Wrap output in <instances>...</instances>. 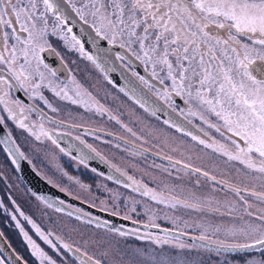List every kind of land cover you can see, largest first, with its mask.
Masks as SVG:
<instances>
[{"label": "snow or ice", "instance_id": "snow-or-ice-1", "mask_svg": "<svg viewBox=\"0 0 264 264\" xmlns=\"http://www.w3.org/2000/svg\"><path fill=\"white\" fill-rule=\"evenodd\" d=\"M78 22L80 35L73 31ZM86 41L93 51L86 50ZM54 42H62L69 52L90 61L106 79L116 70V61L129 68L131 59L139 61L151 79L135 71L132 75L149 92L173 112L178 108L175 98L185 106L179 108L184 122L164 123L223 160L235 170L239 182L217 180L208 171L171 156L162 157L167 165L155 167L172 181L154 186L113 166L119 176L108 178L141 199L132 197L129 201L117 193L110 214L136 226H116L75 208L67 216L95 230L87 237L81 235V242L75 243L55 231L45 232L17 207L54 254L37 244L17 221L38 264H264V208L253 211L247 198L254 197L264 205V0H0V106L7 113L0 116V124L11 120L37 141L45 137L57 144L44 121L63 122L48 117L39 106L42 103L53 113L59 111L46 92L87 111L108 113L113 120L117 117L71 74ZM114 48L123 51L114 52ZM45 53L57 57L62 68L46 63ZM61 71L67 72L63 79ZM130 92L145 111L155 114L158 109L136 95L135 88ZM16 93H23L31 103ZM32 112L39 115V123L28 122ZM8 142L0 139V143ZM87 147L91 149V145ZM5 150L12 154L11 149ZM147 152L143 149L132 154L144 156ZM172 170L197 177L196 188L200 187V176L211 181L212 194L204 196L187 189L177 183L183 176L173 175ZM220 191L230 193L235 201L216 199L214 194ZM121 204L128 210L123 216L117 211ZM48 207L64 211L53 203ZM138 207L147 217L142 225L128 214L140 216ZM162 209L168 211L161 216ZM180 210L205 219L189 224L182 216L169 214ZM216 216L227 217V222H215ZM160 220L168 221L171 227ZM190 228L197 234L190 236ZM21 260L16 257V261ZM0 264L7 262L0 258ZM23 264L29 262L24 260Z\"/></svg>", "mask_w": 264, "mask_h": 264}, {"label": "rangeland", "instance_id": "rangeland-1", "mask_svg": "<svg viewBox=\"0 0 264 264\" xmlns=\"http://www.w3.org/2000/svg\"><path fill=\"white\" fill-rule=\"evenodd\" d=\"M75 59V64L78 66L75 73L76 79L80 82L82 77H87V80L91 82V86H89L93 93L95 95L97 94L99 97L102 96L105 98L103 101L104 106L107 107L111 114L117 117V120L120 122L118 123L117 120L110 119L107 114H97L94 109L92 111H87L79 105H72L65 101L58 102L57 98L46 93L50 100L58 105L59 113L67 115V117L70 116L73 121L77 122V125H90L95 128L103 127L157 153L191 163L196 167L208 171L211 175H215L217 180H227L229 183L239 182L235 170L226 165L223 160L209 155V152L206 150H201V147L196 145V143L185 141V139L181 137V134L175 130L173 131L165 123L160 121V119H157L153 114L145 111V109L140 108L129 98L122 96L112 85L107 86L104 82L102 83L92 70L91 73L90 67L81 63L82 59H80L79 56ZM86 86L88 88V83H86ZM123 125H126L127 128H131L136 135L133 136L132 133L128 132L127 129L123 127ZM77 135H80L87 145H91V148L95 149V153L107 160L112 166L119 168L122 172L128 173V175L134 176L138 180H143L150 186L159 184L161 181H172V178L167 177L162 169L155 167V165L158 164L167 165L168 163L161 162L148 155H133L132 153L134 151L137 153L140 151L130 149L110 138L96 134L82 135L77 133ZM167 139L170 141H167ZM23 142L25 155H27L29 159H32L33 165L37 167L45 177L53 181L66 192L75 195L91 205L100 209L106 208L110 211L113 207L114 195L117 193L120 194L121 197L128 198L129 201L132 197H135L137 200L141 199L137 194L131 193L129 189H125L121 184H117L107 176L94 171L88 167V165L72 158L65 152H62L49 144L45 137H42L40 141H35L33 138L25 135ZM117 145H119V147H117ZM173 149H175V151H173ZM199 150L203 151L205 155L207 153L209 158L204 155L200 156ZM189 157H191L190 160L188 159ZM172 171L173 175L179 174L183 176V180L177 181V183H180L187 189L195 190L204 196L212 194L211 181L200 176L198 177L200 180V187L196 188L194 181L197 177H189L184 173H176L175 170ZM69 177L72 179H69ZM77 181H79V183H77ZM81 185L87 187H81ZM0 187L6 191L7 194L13 195L12 197L16 200V204L19 201L21 202V204L18 203L21 208L20 211L24 214H31L28 217L32 220H34L33 215L40 218L42 217L39 220V224H41V220L45 221L47 224L43 227L50 226V231H55V233L59 235H66L74 228L79 229V231H72L70 235L72 242L80 243L81 235L87 237L90 233H94L95 231L94 229L86 228L79 222L76 225H73L67 221L68 219L65 220V218H63L62 220L56 215L50 213L46 214L36 204L34 205L29 197L25 196L21 187L18 185L14 174L11 173V170L7 166L5 156L1 149ZM257 190H259L258 186ZM214 195L215 198L219 200L228 199L235 201L236 199L230 193H226V191H220ZM247 198L253 203V211L257 208H264V205H260L255 201L254 197ZM117 211L123 216L128 210L121 204L117 208ZM138 211L141 212L140 216L131 213L128 214L132 216L133 220L140 223H146L147 217L142 214L143 209L138 207ZM164 211L168 210L162 209L161 216ZM169 214L180 215L184 220H187L189 224H195L201 222L202 219H205L201 214L187 212L186 210H180L178 213ZM47 218H51L50 223H48ZM207 218L213 219L211 216ZM227 219V217L220 216L214 218L217 223L227 222ZM159 222L164 226L171 227L168 221L160 220ZM35 223L37 222L35 221ZM2 227L4 230H8L9 234L12 235V231L8 229L7 225H2ZM188 231L191 235L197 234L191 228L188 229ZM28 235L35 240L37 244L44 248L45 251L49 252L50 255H54L49 246L44 244L39 236L31 231V229H28ZM205 258L207 259L206 254ZM237 259H239V256Z\"/></svg>", "mask_w": 264, "mask_h": 264}, {"label": "flooded vegetation", "instance_id": "flooded-vegetation-1", "mask_svg": "<svg viewBox=\"0 0 264 264\" xmlns=\"http://www.w3.org/2000/svg\"><path fill=\"white\" fill-rule=\"evenodd\" d=\"M54 46L56 47L57 51H59L61 53V55L63 56L64 58V63L67 65V68L71 70V74L75 76V73H76V70H77V65L75 64V58L77 56H79L80 59H82V62L83 64L87 65L88 67H90V71L92 70L95 75L100 79V81L103 83H105L107 86L109 85H112L119 93H121L122 96L124 97H127L129 98L132 102H134L136 105H138L140 108L144 109L143 107H141V105L132 97H130L129 95H127L124 91L121 90L120 87H118L117 85H115L114 83H109V78H105V74L98 68H96L90 61L84 59L83 57H81L78 53H75V52H69L67 49H65L63 47V44L62 42H54ZM87 50V49H86ZM45 61L46 63H48L51 67L53 68H56V69H61L62 68V65L60 64V61L57 57H55L54 55L50 54V53H45ZM87 63H85V62ZM122 63V62H121ZM53 64H56L55 67L52 66ZM131 72L135 71V69L131 66L130 68L127 67ZM133 68V69H132ZM91 71V73H92ZM96 71V72H95ZM136 72V71H135ZM138 73V72H137ZM67 75V72L66 71H61L60 72V76L61 78L63 79L65 76ZM141 75V74H140ZM136 77V76H135ZM137 78V77H136ZM139 81V80H138ZM80 82L82 83V85L88 89V91H90L92 93V95L94 97H96L97 100L100 101L101 104L104 105L103 101H104V97H99L97 94L95 95L93 93V91L91 90V82L87 80V77H82L80 79ZM140 82V81H139ZM86 83H88V88L86 86ZM90 85V86H89ZM145 86V85H144ZM146 87V86H145ZM47 94H51L50 92H46ZM15 95H19L21 98H24L23 97V93H16ZM52 95V94H51ZM25 99V102L26 103H31L30 101H27L26 98ZM57 101L59 102L58 98H57ZM163 101V100H162ZM65 102H68V101H65ZM64 102V103H65ZM164 102V101H163ZM53 103V102H52ZM54 106L58 107L57 104L53 103ZM177 104V103H176ZM178 105V108H177V113L179 114V108H183L185 107L183 102H182V106L177 104ZM40 107L43 108L44 112L47 114L48 117H51L53 120L55 121H62L63 123L62 124H54V123H51L49 122L48 120H45L44 121V124H45V128L46 129H50L51 130V135L53 136L54 139L57 140V144H54L52 142V140H48V143L53 145L54 147H56L57 149L61 150L62 146L60 143L63 142V140H66V142L68 144H70L72 142V145H75L77 147L78 144V141L81 142V140L84 142L83 144L85 146H88L84 139L80 136V135H77V133H80L82 135H86V134H96V135H100V136H103V137H106V138H110L116 142H119L120 144H123L125 146H127L128 148L130 149H134V150H137V151H141L143 149H147L153 153H149L147 152L145 155H148L156 160H159L161 162H164V163H168L166 160H163L162 157H164L165 155L163 154H160L159 155H154L155 151L149 149V148H146L144 146H141L139 144H137L136 142H133L131 141L130 139H127L119 134H116L114 132H111L110 130H107L103 127H93V126H84L83 124H80V125H77V122L73 121L70 116L67 117V115H62L61 113L59 112H56V113H53L51 112L46 106H44L42 103H40L39 105ZM105 107V106H104ZM83 108V107H82ZM107 109V107H105ZM85 110V109H84ZM150 112V111H148ZM152 114V112H150ZM104 114H107L108 113H104ZM0 116H7V113L3 112L2 111V106H0ZM154 116L157 118V119H160V121H162L164 123V120H162L161 118H159L157 115L154 114ZM183 117V116H182ZM72 120V121H71ZM37 122L39 123L40 122V117L39 115L36 113V112H32L30 114V119H29V123L31 122ZM76 123V124H74ZM73 125L75 126H80V127H89V128H93V129H98V130H102V131H106L109 134H106V133H100V132H96V131H91V130H84V129H78V128H74ZM168 127H170L168 124H166ZM2 126L4 127V129L6 130V132L8 133V135L10 134V137L11 139L14 141V145L16 146V148L18 149L19 153L23 154L21 155L30 165V167L39 175L41 176L45 181H47L51 186L55 187L57 190L59 191H53V190H47L45 188H43V190L45 191V194H44V200H39L37 199V195L31 190V188L27 185V183L24 181L23 178H21V176L19 175V172H18V168H17V164L16 163H13L14 161V158L12 157V155H9V152L6 151L5 147L0 143V149L2 151V153L4 154L5 156V160H6V163H7V166L8 168L11 170V173L14 174L15 176V179L17 180L18 182V185L21 187V190L24 192L25 196L29 197L30 201L35 205H37L41 210H43L46 214H53V215H56L58 218L62 219L65 218V220L69 221L70 223H72L73 225H76L78 222L75 220V217H68L67 216V212L68 211H74L75 208H78V206L76 205V203L72 200V198H75V199H78V200H81V201H84L78 197H76L75 195L71 194V193H68L66 192L64 189L60 188L57 184H55L53 181H51L50 179H48L47 177H45L41 172L40 170L35 167L32 163V159H29V157L27 155H25L24 151V145H23V139L25 138V135L30 137V138H33V140L36 141L35 137L32 136L28 131L24 130V129H21L19 127L16 126V124L11 121V120H5V123L2 124ZM173 131L176 129L173 128V127H170ZM178 132V131H176ZM179 134H181V137H183V139H185V141H192L190 137H187L185 135H183V133L181 132H178ZM113 135V136H111ZM117 136V137H114ZM21 136V137H20ZM77 137H79V139H77ZM120 138L122 139H125L127 141H130L131 143L135 144V145H138L142 148H137V147H134L132 146L131 144H128V143H125L123 142ZM78 140V141H77ZM23 142V143H22ZM193 143H195L194 141H192ZM59 145V146H57ZM72 145H71V151L72 152H69L68 150L65 151V153H67L69 156H71L72 158L74 159H77L79 160L80 162H83L82 160H80L78 158L77 155H75V153H73V150H72ZM92 149V148H91ZM208 151V150H206ZM200 152V156H207V153L205 155V153L201 150H199ZM73 153V154H72ZM101 157V156H100ZM103 158V157H102ZM175 158V157H173ZM209 158V157H208ZM104 159V158H103ZM180 160V159H178ZM214 160V159H213ZM107 161V160H106ZM183 161V160H182ZM108 162V161H107ZM215 162V161H214ZM84 163V162H83ZM216 163V162H215ZM85 164V163H84ZM89 167V166H88ZM91 168V167H90ZM116 168V167H115ZM93 169V168H91ZM94 170V169H93ZM96 171V170H95ZM60 192H64L65 193V196L63 195V193H60ZM13 195H10V194H7L6 191H4L1 187H0V204L3 205V207H0V233H2L3 235V238L5 239V241L7 242V245L9 246L10 249H7V245L3 242L2 246L4 247L5 251L2 250L0 248V258H4L7 262V264H12L10 261H9V258L8 257H11L12 260L16 259V257H21L22 260L21 261H18L20 264H23V261L26 260L29 262V264H38V261H36L35 257H33L31 255V250L28 246V242L27 240L25 239L24 235L21 233L20 231V228H18L16 225H17V221L20 222V225L24 228V231L28 233V229H31V231H33L34 233L35 230L32 228V225L28 223L27 220L24 219L23 216L20 215V213L18 211H16L17 207H19V204H21V202L19 201L17 204L16 203H13V201L16 202L15 199H13L12 197ZM60 201H63L64 203L63 204H60ZM86 202V201H84ZM48 203H53L55 206H58V207H61L64 209L63 212H57L55 210V207H48ZM87 203V202H86ZM89 204V203H88ZM71 205L72 207L69 208L68 206ZM91 205V204H90ZM94 206V205H93ZM19 209H21L19 207ZM81 209V208H80ZM82 210V209H81ZM84 211V210H82ZM15 215L16 216V220H13L12 219V216ZM26 216H29L31 214H25ZM33 218L34 220L37 222L36 224L42 229L44 230L45 232H48L50 231L49 227H43L45 226L47 223L43 220H41V224H39V220L42 218L36 216V215H33ZM33 220V221H34ZM34 221V222H35ZM47 221L48 223L51 222V218H47ZM65 222V221H64ZM66 223V222H65ZM2 225H7L8 226V229H10L12 231V235L9 234L8 230H4ZM53 226V225H52ZM72 226V225H71ZM72 233V230L66 234V235H61L64 237L65 240L69 241V242H72V240L70 239V235ZM59 235V234H57ZM53 242L56 243L55 239L53 238Z\"/></svg>", "mask_w": 264, "mask_h": 264}, {"label": "water", "instance_id": "water-1", "mask_svg": "<svg viewBox=\"0 0 264 264\" xmlns=\"http://www.w3.org/2000/svg\"><path fill=\"white\" fill-rule=\"evenodd\" d=\"M80 23L78 22L75 26H73V31L77 34L80 35ZM102 47H107L106 42H101ZM85 48L88 51H93V46L88 43L87 41L85 42ZM114 52L117 51H123L122 49L119 48H114ZM56 64H53L52 66L55 67ZM131 66L135 69L136 72L141 74L142 76H145L147 79H151L148 75V73L144 70L143 65L139 63V61H135L134 58L131 59ZM108 78L120 87L121 89H124L123 91L126 93L128 92L130 97L134 98L135 97L131 94L130 90L135 88L136 90V95H141L144 97V99L148 102L149 105H151L154 108H157L158 110L155 112V114L159 117H161L163 120H171V121H176V122H184L183 117L178 114L177 112H173L165 102L162 100L158 99L155 95H153L151 92H149L148 88L145 87L141 82L138 81V79L132 75V72L124 66L120 61H116V70L115 71H110L108 74ZM152 83H156L155 81H152ZM136 100V99H135ZM176 103L182 106V101L177 97L175 98ZM188 127H191L190 125H187ZM74 128L78 129H84V130H91V131H96L100 133H106L109 134L108 132L98 130V129H93L89 127H80V126H75ZM192 131H196L195 128H192ZM113 136V135H111ZM114 137H117L114 135ZM119 138V137H117ZM0 139H4L9 141L8 143H1L5 148H9L12 151V157L16 161L17 168L19 175L21 178L24 179V181L27 183V185L31 188V190L39 197L44 198L45 191L43 188L47 190H53V191H59L55 187L51 186L47 181H45L41 176H39L29 165V163L21 156L19 151H17L16 146L14 143H12L11 137L8 135L2 124H0ZM123 142L131 144L134 147L137 148H142L138 145H135L131 143L130 141H127L125 139L120 138ZM78 141V140H77ZM78 146L72 145V142L68 144L66 140H63L61 144L62 148L65 149L66 151L68 150L69 152L71 151V145H72V150L75 155L78 156L80 160H82L86 165L89 167L93 168L99 173H102L103 175L109 177V176H119L118 173L115 172L114 167L110 165L107 161H105L103 158H101L97 153L93 152L90 148L85 146L83 143L78 141ZM149 153H153L148 150ZM72 153V154H73ZM121 180H124L125 177L120 176L119 177ZM112 180V179H111ZM114 181V180H113ZM63 193L65 196L64 192ZM72 200L76 203L78 208H81L84 211H88L92 213L93 215L100 216L101 219H106L110 221L112 224L119 226L121 224L125 225V227H134L136 225H132L130 220H123L120 218V216H115L111 215L109 211H101L100 208H97L93 205H90L84 201L72 198ZM143 223L137 222V225H142ZM155 231V230H153ZM191 236V234H189ZM184 239L188 240V237H184ZM7 245V242L3 238L2 235H0V248L5 251L4 247L2 246L3 242ZM189 242H192L189 240ZM2 243V244H1ZM7 249H10L9 246L7 245ZM9 261L12 264H20L16 259L12 260L11 257H8Z\"/></svg>", "mask_w": 264, "mask_h": 264}, {"label": "bare ground", "instance_id": "bare-ground-1", "mask_svg": "<svg viewBox=\"0 0 264 264\" xmlns=\"http://www.w3.org/2000/svg\"><path fill=\"white\" fill-rule=\"evenodd\" d=\"M167 141H170L169 139H167Z\"/></svg>", "mask_w": 264, "mask_h": 264}]
</instances>
